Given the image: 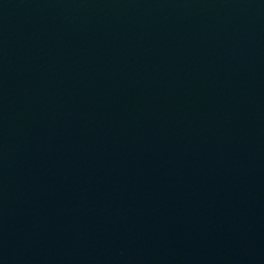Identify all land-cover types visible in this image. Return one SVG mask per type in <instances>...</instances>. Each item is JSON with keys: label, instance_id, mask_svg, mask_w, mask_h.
Masks as SVG:
<instances>
[{"label": "water", "instance_id": "1", "mask_svg": "<svg viewBox=\"0 0 264 264\" xmlns=\"http://www.w3.org/2000/svg\"><path fill=\"white\" fill-rule=\"evenodd\" d=\"M0 264H264V0H0Z\"/></svg>", "mask_w": 264, "mask_h": 264}]
</instances>
